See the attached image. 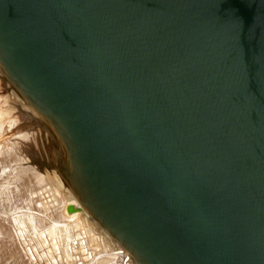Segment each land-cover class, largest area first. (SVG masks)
Segmentation results:
<instances>
[{
    "label": "water",
    "instance_id": "water-1",
    "mask_svg": "<svg viewBox=\"0 0 264 264\" xmlns=\"http://www.w3.org/2000/svg\"><path fill=\"white\" fill-rule=\"evenodd\" d=\"M0 135L137 264H264V0H0Z\"/></svg>",
    "mask_w": 264,
    "mask_h": 264
},
{
    "label": "bare ground",
    "instance_id": "bare-ground-1",
    "mask_svg": "<svg viewBox=\"0 0 264 264\" xmlns=\"http://www.w3.org/2000/svg\"><path fill=\"white\" fill-rule=\"evenodd\" d=\"M10 162L12 165L15 163ZM48 170L49 177L67 194H63L67 198L65 204L57 202V199L56 204L50 203L56 194L55 185L54 193L46 194L44 177L24 165L16 166L15 177L11 179L12 175L11 181L0 184V264H117L114 257L102 253L107 250L104 242L110 240L120 258V251L124 250L91 219L61 178L52 169ZM35 189L46 191L44 194L49 202L45 203V199L39 201ZM20 213L24 215L21 217ZM65 214L67 218L77 219L72 224L70 221L67 223L63 217ZM93 232L105 235L101 244L99 240L92 245ZM82 234L88 237H81V241L77 236ZM125 256L131 258L126 252ZM128 262L137 264L132 258Z\"/></svg>",
    "mask_w": 264,
    "mask_h": 264
},
{
    "label": "rangeland",
    "instance_id": "rangeland-1",
    "mask_svg": "<svg viewBox=\"0 0 264 264\" xmlns=\"http://www.w3.org/2000/svg\"><path fill=\"white\" fill-rule=\"evenodd\" d=\"M10 161L15 162V163H13V165H12V163ZM41 163H43V162L40 161L39 159H37L36 157L32 156L31 154H29L28 152H26L25 150H23L19 146L15 145L14 143L10 142L9 140H7L6 138H4V137H2L0 135V184L1 183H4L6 181H8V182L11 181L10 180V177H12V175H13V177L11 179H13L15 177V168H16V166L21 165V167H23V165H24V167H27V168L33 170L36 174H38L42 178L44 177L43 178L44 179V184L45 183L46 184L45 185L43 184V189L47 190L48 193H46V194H53L54 191L56 190L55 193L58 194V195L54 194V196H52L53 199L51 198V200H53V201L50 202V203H54L55 200L57 199L56 200L57 202H60L61 201L60 203H64L65 204L66 201H67L66 200L67 198L65 196H67V194L64 193L63 191H61V189L57 187V185L55 184V182L53 181V179L51 177H49V173L48 172L50 170H48L46 168H43L42 165H41ZM11 166H13V167L11 168ZM10 170H11V172H10ZM7 173H9V174H7ZM8 178H9V180H8ZM49 185H52V187L49 186ZM53 186L55 187V190H54V187ZM35 191L38 193V199H39V201H41V200L43 201L45 199L44 200L45 203L49 202L48 196L46 194H44L46 191H41V190H37V189H35ZM58 191H60V192L58 193ZM39 192H41V193H39ZM60 196H61V199H60ZM54 204H56V202ZM20 214H21V217L24 215L22 213H20ZM63 217H65L67 223L70 221L69 222L70 224L73 223L72 221H75L77 219V218H74L75 219L74 220L73 218H67V215L66 214ZM68 219H70V220H68ZM93 233L94 234L91 235V237L94 239V241H92V243H93L92 245L97 244V242L99 240H100V244H101L102 238L104 239V236L105 235H103V234L102 235H98L95 232H93ZM85 236L88 237V235H86V234L85 235H83V234L82 235H78L77 236V239H79V240L81 239V241H82V238H84ZM108 241L107 242H104L106 244L105 246H106V249L107 250L103 251L102 253L104 255H106V256H112V257H114L117 264H129V263L131 264V262H128L129 260H131V258H128V259L126 258L125 251H120V254H121V258H120L119 255H117L119 253L113 247V243L110 240H108ZM99 248H101V247H99ZM24 262H25V260H24Z\"/></svg>",
    "mask_w": 264,
    "mask_h": 264
}]
</instances>
